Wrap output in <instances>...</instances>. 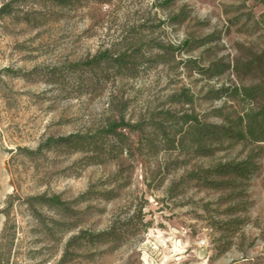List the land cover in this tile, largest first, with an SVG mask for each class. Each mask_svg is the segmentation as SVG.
Here are the masks:
<instances>
[{"label": "rangeland", "instance_id": "obj_1", "mask_svg": "<svg viewBox=\"0 0 264 264\" xmlns=\"http://www.w3.org/2000/svg\"><path fill=\"white\" fill-rule=\"evenodd\" d=\"M183 11V22H171ZM263 14L254 0L12 4L0 16V264H264V142L224 140L209 154L194 145L172 150L158 126L172 137L185 114L227 125L264 104L232 95L264 85ZM206 37L204 46L177 50ZM105 50L128 52L134 73L70 68ZM121 115L143 127L126 132L118 151L44 146L91 135ZM248 156L256 169L247 178H209L230 186L191 176ZM53 195L72 213L38 201ZM130 218L120 240H82L65 254L80 230L103 232Z\"/></svg>", "mask_w": 264, "mask_h": 264}, {"label": "trees", "instance_id": "obj_2", "mask_svg": "<svg viewBox=\"0 0 264 264\" xmlns=\"http://www.w3.org/2000/svg\"><path fill=\"white\" fill-rule=\"evenodd\" d=\"M25 0H12L8 4L3 5L0 8V16L8 15L12 12V4L23 2ZM58 6L68 7L73 5L77 0H53ZM260 4L264 5V0H254ZM264 18V14L262 15ZM186 19V13L181 12L170 18L173 23H181ZM210 37L203 38L199 41H188L184 40L177 50H187L191 47V44L197 46H204L209 43ZM131 55L128 52H122L114 55L109 50L101 51L94 55L91 59L84 62H79L71 65L70 68L73 70H78L83 67L86 69L94 70L100 68L102 65L106 69H116L118 75H125L127 71L134 73L135 62L131 61ZM228 68V67H226ZM218 69V68H217ZM209 69H204L202 72L208 71ZM224 69L217 70L216 75L222 74ZM100 80H97L99 84ZM222 91H227V89L222 88ZM232 95L240 97L242 100L256 101L258 98L264 99V85H255L251 87H234L232 89ZM177 99H181L182 102L190 103L193 101V96L182 94ZM166 117L172 118L169 112L164 113ZM181 123L180 128L177 129L172 137L163 129V127L158 123L159 130L164 133V137L167 139V143L170 149H178L187 151L191 145H194V151L200 154H209L214 151V144H222L224 140L237 141L244 143H259L264 142V104L258 108H248L242 116H238L236 119L229 121L227 125H212L207 123H202L196 115L185 114L179 118ZM143 125L141 123L129 124L125 121L124 116L121 115L118 120H110L105 125L96 130L95 133L91 135H80L72 134L67 137L62 138H49L44 145L45 148H50L53 146L71 147L74 149H90L103 150V145L107 144L111 149V152L118 151L119 148L128 144L129 137L126 132L142 131ZM186 127V129H185ZM177 137L178 143H177ZM188 139L187 144L184 140ZM139 144V149L141 147ZM206 143H208L206 145ZM122 150H120V153ZM127 153L132 155L133 151L129 148ZM254 156H248L245 160L239 162H227L217 164L210 169L206 170L200 176L199 174L193 175V178H199V180H204L205 183L212 186L213 188H220L223 186H230L232 184L231 180L228 181H217L209 180L212 176H230L234 175L238 178H247L256 169V165L253 162ZM108 198H114V192H106ZM40 204H44L53 209L63 210L65 213H72L67 202L63 201L59 195H53L50 197L40 196L38 197ZM132 218L124 221L121 227H111L107 231L94 233L89 230H80L76 235L70 237L67 242V248L65 254L69 251L68 247L78 244L80 241L84 240L89 244H97L107 241H118L122 238L123 233L127 231V228L132 224ZM122 226H125V231L120 230ZM62 264L65 259H62Z\"/></svg>", "mask_w": 264, "mask_h": 264}]
</instances>
